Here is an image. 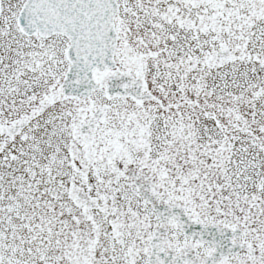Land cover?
Wrapping results in <instances>:
<instances>
[{
    "label": "snow or ice",
    "instance_id": "snow-or-ice-1",
    "mask_svg": "<svg viewBox=\"0 0 264 264\" xmlns=\"http://www.w3.org/2000/svg\"><path fill=\"white\" fill-rule=\"evenodd\" d=\"M0 264H264V0H0Z\"/></svg>",
    "mask_w": 264,
    "mask_h": 264
}]
</instances>
